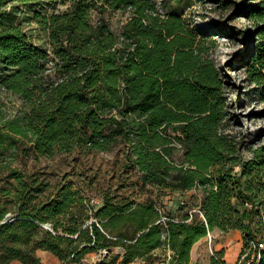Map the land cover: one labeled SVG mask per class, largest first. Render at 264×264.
<instances>
[{"label": "trees", "instance_id": "1", "mask_svg": "<svg viewBox=\"0 0 264 264\" xmlns=\"http://www.w3.org/2000/svg\"><path fill=\"white\" fill-rule=\"evenodd\" d=\"M39 1L0 0V87L19 95L24 107L11 114L0 104V168L20 182L15 214L5 221L8 210H0V264H47L40 249L64 264L98 251L104 255L96 264H130L151 261L161 247L175 264H189L194 245L215 229L242 231L243 250L264 238V145L247 158L226 132L229 101L211 55L214 33L180 12L164 13L157 0H48L66 5L40 15L48 49L12 22L22 6ZM218 6L248 21L253 46L243 63L264 101V0ZM119 12L127 17L117 29ZM221 29L233 34L237 27ZM120 143L142 187L177 200L188 209L182 218L161 213L153 197L136 202L107 193L96 206L71 182L37 202L47 185L33 188L11 165L18 144L25 156L52 159ZM196 189L204 217L191 214L195 207L185 196ZM225 255V248L216 250L211 264H228Z\"/></svg>", "mask_w": 264, "mask_h": 264}, {"label": "rangeland", "instance_id": "2", "mask_svg": "<svg viewBox=\"0 0 264 264\" xmlns=\"http://www.w3.org/2000/svg\"><path fill=\"white\" fill-rule=\"evenodd\" d=\"M160 1L164 13L180 12L192 26L201 31L214 33L212 35L216 39V46L211 55L221 69L229 101L230 114L225 122V129L232 136L240 153L247 158L251 157L254 149L264 145V101L257 92V86L249 80L248 66L243 63L249 57L253 46V40L246 28L247 19L231 18V11H225L218 6L219 0ZM65 8L66 5L48 0L34 2L22 6L15 13L12 22L22 24L36 44L50 49L49 30L40 23V15H51ZM126 17L127 15L122 12L116 14L112 21L113 26L120 29ZM224 26L228 28L235 26L237 30L233 34L225 33L221 29ZM241 28L246 30L245 34H240L238 29ZM0 104H5L11 114L24 108L23 100L19 95L1 87ZM126 149L125 143H120L115 149L107 152L78 148L71 153L58 154L50 159L36 158L34 155L25 156L22 154V147L18 144L11 165L24 173L26 181L33 188L47 185L42 193L37 194V202L55 197L62 184L71 182L90 201L95 199L101 203L107 193L116 195L119 200L136 202L153 197L158 206L163 207L167 213L182 218L188 209L180 208L177 200H168V196H164L155 188L142 187L140 177L130 167ZM19 187V180L10 178L8 169L0 168V210L2 205L6 206L8 210L6 217L9 214L13 216L16 212V193ZM9 189L12 192L7 196L5 191ZM185 196L189 207H196L203 197V192L201 189H196L187 192ZM93 221L97 219L92 217L89 220V222ZM237 241H243L245 245L242 231L224 232L215 229L194 245L189 264H211V259L220 245L230 248ZM43 250L40 249L38 254L47 264H64L54 253ZM232 251L233 249H230L229 253ZM114 252L123 254L124 249L115 247ZM103 255L102 251L91 252L81 262L70 264H96ZM134 263L175 264L173 253L166 247L158 248L151 261L139 259Z\"/></svg>", "mask_w": 264, "mask_h": 264}, {"label": "built area", "instance_id": "3", "mask_svg": "<svg viewBox=\"0 0 264 264\" xmlns=\"http://www.w3.org/2000/svg\"><path fill=\"white\" fill-rule=\"evenodd\" d=\"M91 203L96 206L100 205V201H96L95 199H93ZM184 203L185 202H183V204ZM158 208L161 213L165 212L163 207L159 206ZM194 213H200V215L204 217V213L199 207H195L191 210V214L193 215ZM167 219L168 217L164 215L161 220L166 221ZM236 264H264V238L257 236L250 240L248 245L240 253Z\"/></svg>", "mask_w": 264, "mask_h": 264}, {"label": "crops", "instance_id": "4", "mask_svg": "<svg viewBox=\"0 0 264 264\" xmlns=\"http://www.w3.org/2000/svg\"><path fill=\"white\" fill-rule=\"evenodd\" d=\"M203 240V238L201 239ZM200 240V241H201ZM244 247V243L243 241H237L236 244H234L232 247L227 248L226 245H220V247L218 249H222L225 248L226 249V255H225V259L227 261L228 264H236L238 258H239V253L242 252ZM217 249V250H218ZM233 249L232 253H229V250ZM39 251V250H38ZM44 251V250H43ZM45 252H48L47 250H45ZM44 261V260H43ZM45 262V261H44ZM46 263V262H45ZM11 264H23L20 260H14ZM130 264H135L134 262L130 263Z\"/></svg>", "mask_w": 264, "mask_h": 264}, {"label": "water", "instance_id": "5", "mask_svg": "<svg viewBox=\"0 0 264 264\" xmlns=\"http://www.w3.org/2000/svg\"><path fill=\"white\" fill-rule=\"evenodd\" d=\"M11 217H12V216L9 214V215L6 217L5 221L11 219ZM44 226L47 227V228H50V227H51V224H45ZM104 252L108 253V250H105Z\"/></svg>", "mask_w": 264, "mask_h": 264}]
</instances>
